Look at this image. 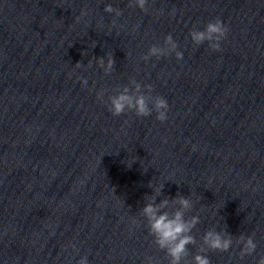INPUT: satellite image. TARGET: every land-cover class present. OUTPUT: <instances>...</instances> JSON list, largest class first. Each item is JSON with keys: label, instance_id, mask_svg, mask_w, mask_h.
Segmentation results:
<instances>
[{"label": "clouds", "instance_id": "obj_1", "mask_svg": "<svg viewBox=\"0 0 264 264\" xmlns=\"http://www.w3.org/2000/svg\"><path fill=\"white\" fill-rule=\"evenodd\" d=\"M147 4L148 0H128L127 7L139 8L141 11L147 12ZM103 11L114 14L115 17L122 15V10L113 7L112 4H106ZM115 23L116 21L113 19L111 24L115 26ZM228 32L227 24L220 18H215L209 20L203 29L194 25L188 35L194 45L200 46L207 43L212 52H219L222 50L221 42L226 39ZM178 48L177 41L169 33L164 37L162 45H150L142 59L147 62L151 58L159 60L174 54L175 59L180 61L183 59V52ZM93 58L105 75H110L115 70L113 53ZM91 65L92 60H89L88 66L91 67ZM75 67H81V63L78 62ZM77 79L80 80L82 86L87 87L86 78L77 77ZM153 90L152 84H142L135 78L129 77L128 84L117 86L113 89V94L108 96V111L113 117L132 112L136 117L146 118L155 113V118L163 123L168 119L169 104L163 96L153 95ZM105 92L106 90L97 92V99L103 102ZM192 150H196L195 145L192 146ZM134 162L127 164L131 167ZM148 187L152 189V194L145 195V203L139 209V214L146 222L148 235L152 238V242L165 253L167 264H211V259L206 254L209 251L231 255L230 250L233 248L234 236L226 230L218 231L215 227L208 228L198 243L192 233L201 220L198 214L187 215L194 207L190 195L184 196L178 192L175 197H165L157 203V197L162 194L164 184L154 185L153 182H149ZM113 191L115 192L114 188ZM190 245L197 248L195 255H191ZM235 245L239 246L237 255L240 259L252 256L257 249L254 234L247 236L240 234L235 239ZM66 247H70L74 251L77 250L75 244H69ZM190 256L191 259H189ZM76 264H89L87 255L81 256ZM144 264H160V261L148 256L145 258ZM256 264H264V255L259 257Z\"/></svg>", "mask_w": 264, "mask_h": 264}]
</instances>
